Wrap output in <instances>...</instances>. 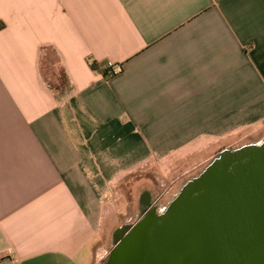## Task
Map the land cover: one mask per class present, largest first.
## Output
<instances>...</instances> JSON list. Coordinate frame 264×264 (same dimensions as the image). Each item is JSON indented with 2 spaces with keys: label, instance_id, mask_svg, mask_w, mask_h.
<instances>
[{
  "label": "crops",
  "instance_id": "crops-1",
  "mask_svg": "<svg viewBox=\"0 0 264 264\" xmlns=\"http://www.w3.org/2000/svg\"><path fill=\"white\" fill-rule=\"evenodd\" d=\"M257 132L264 0H0V256L14 264H101L118 184Z\"/></svg>",
  "mask_w": 264,
  "mask_h": 264
},
{
  "label": "water",
  "instance_id": "water-1",
  "mask_svg": "<svg viewBox=\"0 0 264 264\" xmlns=\"http://www.w3.org/2000/svg\"><path fill=\"white\" fill-rule=\"evenodd\" d=\"M143 207L105 264H264V137L221 149L159 211Z\"/></svg>",
  "mask_w": 264,
  "mask_h": 264
},
{
  "label": "rangeland",
  "instance_id": "rangeland-1",
  "mask_svg": "<svg viewBox=\"0 0 264 264\" xmlns=\"http://www.w3.org/2000/svg\"><path fill=\"white\" fill-rule=\"evenodd\" d=\"M41 68L46 81L56 85L58 83L57 79L61 75L56 58L54 56L44 57ZM263 137L264 134L258 132L229 135L226 139L223 138V141H221L222 139L214 140V149L212 151L206 145L197 147V149L191 150L190 154H185L181 160L176 162L167 161L164 164L162 163V165L150 167L141 177H136L132 182L127 183V188L125 187V189H119L122 184H118L116 189V196L118 197L112 199L113 208L111 207L109 214L103 215L101 223V241L97 249V256L101 260V264L106 263L113 248L112 236L115 229L124 224H132L137 221L141 211L140 193L143 190H148L155 195L156 200L160 201L159 208L162 209L177 194L187 180L204 170L221 149H234L245 144L258 143ZM210 155L211 158L209 157ZM208 157L210 159L207 160L206 165H195V162L203 161Z\"/></svg>",
  "mask_w": 264,
  "mask_h": 264
},
{
  "label": "trees",
  "instance_id": "trees-1",
  "mask_svg": "<svg viewBox=\"0 0 264 264\" xmlns=\"http://www.w3.org/2000/svg\"><path fill=\"white\" fill-rule=\"evenodd\" d=\"M90 67L93 70H100L104 74V76H106L107 78L113 77V76H109L107 74V71L109 69V66H108L107 62H105V63H97L96 61L92 60V61H90ZM57 81H58V83L56 85H52L50 83H48V85L50 86V88L52 90H54V92H57L58 95L59 94H63L66 91V89L68 88L66 76L64 75L63 71H62V73L60 75V78L57 79Z\"/></svg>",
  "mask_w": 264,
  "mask_h": 264
},
{
  "label": "flooded vegetation",
  "instance_id": "flooded-vegetation-1",
  "mask_svg": "<svg viewBox=\"0 0 264 264\" xmlns=\"http://www.w3.org/2000/svg\"><path fill=\"white\" fill-rule=\"evenodd\" d=\"M140 208H142V204H143V208H144V213H147L150 210H155V211H159V203L160 201L156 200L155 195H153L151 192H149L148 190H143L140 193ZM140 214V213H139Z\"/></svg>",
  "mask_w": 264,
  "mask_h": 264
},
{
  "label": "built area",
  "instance_id": "built-area-1",
  "mask_svg": "<svg viewBox=\"0 0 264 264\" xmlns=\"http://www.w3.org/2000/svg\"><path fill=\"white\" fill-rule=\"evenodd\" d=\"M109 69L107 71V74L109 76L117 75L121 72L122 67L120 64L117 63H108ZM0 264H14L12 259H10L8 256H0Z\"/></svg>",
  "mask_w": 264,
  "mask_h": 264
}]
</instances>
